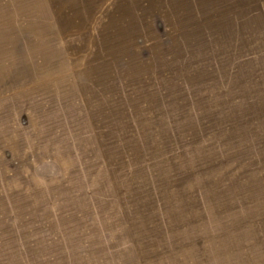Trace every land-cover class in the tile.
Here are the masks:
<instances>
[{
	"label": "rangeland",
	"instance_id": "obj_1",
	"mask_svg": "<svg viewBox=\"0 0 264 264\" xmlns=\"http://www.w3.org/2000/svg\"><path fill=\"white\" fill-rule=\"evenodd\" d=\"M0 264H264V0H0Z\"/></svg>",
	"mask_w": 264,
	"mask_h": 264
},
{
	"label": "bare ground",
	"instance_id": "obj_2",
	"mask_svg": "<svg viewBox=\"0 0 264 264\" xmlns=\"http://www.w3.org/2000/svg\"><path fill=\"white\" fill-rule=\"evenodd\" d=\"M223 10H224V9H223ZM44 39H45V38H44ZM127 145H128V144H127ZM127 145H126V146H127ZM130 146H131V145H130ZM130 146H129V147H130ZM133 158H134V157H133ZM127 164H128V163H127ZM127 196H129V195H127Z\"/></svg>",
	"mask_w": 264,
	"mask_h": 264
}]
</instances>
